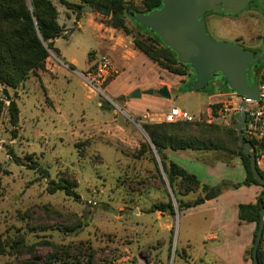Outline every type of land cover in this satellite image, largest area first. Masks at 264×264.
<instances>
[{"label": "rangeland", "instance_id": "obj_1", "mask_svg": "<svg viewBox=\"0 0 264 264\" xmlns=\"http://www.w3.org/2000/svg\"><path fill=\"white\" fill-rule=\"evenodd\" d=\"M53 1L60 11L59 21L72 31L71 36L67 35L72 39L70 50L84 65H76V71L62 66L54 73L47 69V63L62 64L50 50L53 55L47 58L45 70L30 72L21 85L9 88L20 107V119L17 135L13 136L7 108L0 114V232L17 242L18 253L0 254V264L31 258L43 262L52 255L61 264H186L192 258L200 261L205 254L202 237L210 216L194 213L179 217L183 210L177 209L176 195L161 164L162 175L144 146L149 137L142 124L165 121L170 108L167 105H176L197 116L195 122L205 125V130L215 136L212 147L218 149L207 153L214 156L213 160H223L232 156L230 151L238 150L234 123L240 102L233 93L222 92L213 83L200 90L190 89L192 71L175 74L146 55L147 59H138V67L134 64L130 72L124 71L123 80L154 85L137 87L124 95L126 100L106 86V92L121 109L116 108L93 92L80 72L85 71L92 49L101 54L92 24L77 19L60 0ZM65 11H70L71 18L65 16ZM250 15L248 11L214 14L206 18L207 30L219 39L234 41L243 35L250 42L255 31V19ZM127 21L133 27L129 18ZM262 69L261 66L251 74L252 84ZM215 79L217 76L211 80ZM164 86L170 97L161 93ZM136 90L139 96H133ZM127 101L139 108L157 106L162 111L149 110V114L141 116ZM158 114L163 115L155 121ZM192 128V134L202 137L197 125ZM30 160L38 161L48 175L30 168ZM179 163L193 168L186 158ZM234 165L238 173L239 165ZM62 175L77 180L78 197L63 190L47 191L48 180ZM229 188L233 187L222 192ZM198 194L199 190L191 192L187 198ZM169 200L174 203L175 214L151 210L155 204Z\"/></svg>", "mask_w": 264, "mask_h": 264}, {"label": "trees", "instance_id": "obj_2", "mask_svg": "<svg viewBox=\"0 0 264 264\" xmlns=\"http://www.w3.org/2000/svg\"><path fill=\"white\" fill-rule=\"evenodd\" d=\"M60 2L67 8L76 11L77 16L80 15L82 5L90 4L92 7L98 5L107 6L111 10V15L101 16L105 23L121 29L126 34H131L135 47L146 53L163 68L180 75H187L192 71L194 77L191 80H194L195 74L190 65L178 59L176 52L166 46L152 29L139 24L134 19L135 14L139 12H149L160 7L162 0H141L140 3L133 0H79L78 3L60 0ZM58 17L59 11L53 0H0V85L2 86L0 90V114L3 109L7 108L9 121L14 127L13 136L17 135L20 107L16 98L10 95L9 88H17L21 85L30 72L45 70L46 60L51 55L50 50L58 52V49L53 45V41L55 38L64 35L66 31L65 26L59 22ZM127 18L132 21L133 27L129 25ZM133 28H136L138 32H134ZM220 76L208 83H213L215 88L222 92L234 91L228 87L221 73ZM205 87L206 85L200 89ZM214 107H217V105H214ZM195 125L198 126L199 134L202 137H197L190 132ZM142 126L149 137L145 140L144 146L153 155L157 171L162 175L161 164L162 170L165 172L176 195L179 212L218 196L227 187L238 188L241 185H250L252 183L262 185L263 190L255 202L240 203L238 206L240 221L247 220L256 223L255 237L261 218L260 201L264 203V185L254 177L249 158L243 153L242 145L237 143V136L234 138L238 145L237 153L234 150L230 151L232 156L229 158L223 157V159L230 161L237 156L240 157L246 172L244 180L238 182L223 180L215 185H210L202 183L195 173L190 172L168 156L170 149H192L204 152L218 149L212 147V141L215 136L205 130V125L195 121L179 120L175 122H144ZM30 161V164H28L30 168L40 170L44 176L48 175V170L40 166L38 161ZM258 169L264 177V170L260 169L259 166ZM77 185V180L71 179L67 175H62L58 179H49L46 189L51 193L63 190L69 196L78 197L79 195L75 190ZM197 190H199L197 196L192 199L187 198L191 192ZM151 210L176 213L172 200L155 204ZM263 239L264 234L257 251L259 264H264ZM17 248L18 244L15 240L4 238L0 232V254H17ZM252 250L253 245L251 244L246 250V257L253 264ZM7 264L61 263L57 260V256L53 257L52 255L49 260L43 262L31 258L16 262L8 261Z\"/></svg>", "mask_w": 264, "mask_h": 264}, {"label": "crops", "instance_id": "obj_3", "mask_svg": "<svg viewBox=\"0 0 264 264\" xmlns=\"http://www.w3.org/2000/svg\"><path fill=\"white\" fill-rule=\"evenodd\" d=\"M72 2L78 3L79 0ZM69 10L72 15L77 17V19H86L90 24H92L99 40V49L101 54L92 49L89 59L84 66L85 71L95 62L98 55H107L111 58L115 67L114 76L106 85L107 89L113 94L124 96L129 94V92L134 91L137 87L143 88V86H145V88H148L149 86L154 85L152 82L144 84L143 82L145 81L133 83L123 80L124 71L130 72L134 64L138 67V59H147L145 58L147 54L135 47L131 34H126L121 29H117L105 23L101 19L100 14L95 10H92L91 12L84 11L85 14H81L79 16H77L76 11L71 9ZM70 11H65V16L68 18H71ZM60 23L65 26L66 31L64 35L55 38L53 41V45L58 49V52L52 51L57 58L65 62L71 70L76 71V65L79 66L82 64L83 66L84 61H79L74 52L70 50L72 39L70 40V38H67V35L71 36L72 31L68 29L65 22ZM63 36H65L66 39H63ZM147 57L149 56L147 55ZM62 66L63 65L60 66V63H56L54 65L47 63V69H50L54 73H57L61 68L63 69L64 66ZM80 72L84 71L80 70ZM123 99L126 100L127 97L124 96ZM168 101H165L164 103ZM127 105L130 106L134 113L141 114V116H146L151 110L162 111V109L157 106H146V109L139 108L132 101H127ZM167 106V108H171L176 105ZM163 114H158L154 120H160ZM207 152L210 151L201 152L200 150H196L195 152L192 149H170L168 151V156L177 163H179L182 158H186L188 161L192 162L191 166H193V168H186L190 172L195 173L202 183L208 182L215 184L222 179H228L235 182L244 180L246 172H244L245 169L244 171L242 169L243 165L240 157L237 156L235 162L233 159L230 161L224 159L213 160L212 158L214 156H212V154H208ZM193 162H196L197 164H193ZM234 164L239 165L238 173L234 171ZM258 166L260 169L264 170V159L258 161ZM200 169L202 173H199L198 170ZM235 173L238 175H235ZM262 190L263 186L259 184L252 183L250 185H241L238 188H229L214 198L207 199L196 206L184 209L180 213L179 217H188L194 213H207L208 216H210L209 227L204 231V235L202 237V248L205 252L204 257L201 258L200 261L192 258L187 260L186 264H252L251 260L246 257V250L252 244L256 223L247 220L240 221L238 216V206L240 203L255 202ZM187 244H190V239H187ZM262 247L264 250V239ZM185 256L189 257V254L186 253Z\"/></svg>", "mask_w": 264, "mask_h": 264}, {"label": "water", "instance_id": "obj_4", "mask_svg": "<svg viewBox=\"0 0 264 264\" xmlns=\"http://www.w3.org/2000/svg\"><path fill=\"white\" fill-rule=\"evenodd\" d=\"M251 0H162V5L149 12H139L134 19L141 25L152 29L162 42L176 52L178 59L189 64L195 78L188 84L189 88L200 89L214 77L212 72H220L228 87L240 97L239 110L235 114L234 126L237 130L238 142L243 153L249 158L254 177L264 185V177L258 169L255 146L244 136L246 111L249 99L258 98V85L252 84L247 70L255 61L253 51L245 49L237 42L227 41L212 36L205 27L204 15L207 11L220 14H237ZM81 11L95 10L104 16H110L111 10L105 5L92 7L82 5ZM161 93L167 97L171 94L166 86ZM140 91L133 92L139 96ZM261 218L252 243L253 264H259L258 247L264 234V203L260 201ZM117 213L118 209L109 207Z\"/></svg>", "mask_w": 264, "mask_h": 264}, {"label": "built area", "instance_id": "obj_5", "mask_svg": "<svg viewBox=\"0 0 264 264\" xmlns=\"http://www.w3.org/2000/svg\"><path fill=\"white\" fill-rule=\"evenodd\" d=\"M58 60L63 66L70 68L61 59L58 58ZM114 73L115 67L111 58L107 55H98L95 62L86 71L81 72V75L93 92L98 93L110 104L121 109L115 99L105 90ZM256 84L258 85V98L249 99L245 108L246 126L244 128V136L255 146L258 164L259 160L264 159V67L256 75ZM231 93L240 102L241 97L235 91H231ZM100 104L102 103L100 102ZM197 119V116L182 110L178 106L171 107L164 115V120L168 122L178 120L196 121Z\"/></svg>", "mask_w": 264, "mask_h": 264}, {"label": "flooded vegetation", "instance_id": "obj_6", "mask_svg": "<svg viewBox=\"0 0 264 264\" xmlns=\"http://www.w3.org/2000/svg\"><path fill=\"white\" fill-rule=\"evenodd\" d=\"M248 11L251 13V18L255 19V24L252 26L254 34L250 36V42H246V37L243 35L237 36L233 42H237L242 45L245 49H249L254 52L256 59L247 70V75L252 83L251 74L256 71L259 67H264V0H251L248 5L241 10L239 13ZM237 13V14H239ZM214 14H220L214 11H207L204 15L205 27L207 30L206 18H210ZM208 31V30H207ZM248 41V40H247ZM258 71V70H257ZM213 76H220V72H212Z\"/></svg>", "mask_w": 264, "mask_h": 264}]
</instances>
